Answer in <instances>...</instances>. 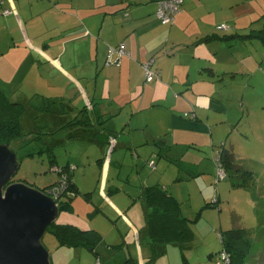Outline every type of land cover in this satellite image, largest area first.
Masks as SVG:
<instances>
[{
    "label": "crops",
    "instance_id": "1",
    "mask_svg": "<svg viewBox=\"0 0 264 264\" xmlns=\"http://www.w3.org/2000/svg\"><path fill=\"white\" fill-rule=\"evenodd\" d=\"M157 1L3 0L0 5V20L11 24L18 50L34 56L41 73L55 79L43 82L50 105L31 106L30 113L56 114L57 124L50 129L68 128L67 137L78 144L79 153H88L85 160L64 166L77 167L76 181L77 165L85 172L93 161L111 203L122 197L123 172L129 178L137 173L140 191L126 194L130 199L145 187L160 185L180 201L204 202L217 184L215 152L225 142L239 162V145L251 140L241 131L246 101L254 100L257 89L256 74L246 72L249 59L246 63V54H234L238 39L205 42L234 32L230 20L222 19L211 3L216 0H184L174 25L164 26L156 17ZM4 9L11 14L3 15ZM222 24L231 29L217 30ZM121 43L130 56L120 59L110 51ZM153 56L161 76L146 83L143 64ZM191 112L198 118L185 115ZM94 148L98 153L91 160ZM252 155L246 152L244 159ZM149 170L145 178L139 174ZM144 261L143 253L138 262Z\"/></svg>",
    "mask_w": 264,
    "mask_h": 264
},
{
    "label": "rangeland",
    "instance_id": "2",
    "mask_svg": "<svg viewBox=\"0 0 264 264\" xmlns=\"http://www.w3.org/2000/svg\"><path fill=\"white\" fill-rule=\"evenodd\" d=\"M2 1L0 0V5ZM211 3L216 4L218 12L223 14L222 19H225V15L230 20L229 24L234 26V32L228 35L241 36L237 38L240 43L235 48L234 54L239 57H244L243 54H246V63L248 59L250 62L246 72H250L251 75L256 74L257 89L253 96L249 93L254 100L246 101L249 109L246 108V120L241 124V131L247 132L251 140L244 143L245 145H239V154L242 153V158L240 155L241 159L238 163L252 172L253 179L246 184L245 179H248H244L243 173H239L231 180L229 178L221 182L218 193L214 184L211 199L207 197L204 202H188L187 197L185 202L180 201L184 215L193 221L196 220V214L201 211L200 218L192 224L195 241L185 253L189 264H215L216 254L223 249L221 234L236 227L245 229L248 239L253 242L250 259L255 261L254 259L257 258L258 264H264V42L255 37L248 38L251 34L264 31V0H216ZM1 12L4 15V11ZM19 48L11 38V24L8 25L0 20V89L10 101L29 108L28 114L23 119V136L10 145V149L17 154L19 161V169L10 184L21 182L42 190L58 181L60 177L57 171L51 169L53 155L57 163L64 166L69 162L72 164L85 160L86 156L83 154L88 153H79L78 144L67 137L70 132L68 128L58 132L51 130H54L53 126L57 124L55 113H48L49 117L41 116L39 112L30 113L31 106L40 109L42 105H50L51 99L47 95V88L44 87L47 84L44 83L43 86V82L45 80L51 82L55 79L42 74L36 58L23 54V51L18 50ZM243 94V91H240V99ZM43 124L45 126L41 127L40 125ZM96 149L94 148V153L90 154L91 160V156L94 157L98 153ZM249 151H252L253 155L250 160H245L246 152ZM109 157H111L110 152L106 158ZM90 163L92 165L85 166V172L81 165H77L80 168L76 182L81 188H79L81 194H69L63 199L66 202L70 199L71 202H68L71 203L72 208L63 209L56 223L71 224L83 230H96L102 234L105 241L98 247L101 264H125V260L129 257L140 260V255L142 256L143 253L145 264H184L182 249L175 244L168 245L165 254L154 258L146 232L145 203L140 197L135 198L133 195L130 199L126 195L132 191H140L139 187H136L137 173H133L130 178V173H122L123 182L120 190L123 192L122 197L116 203H111L102 193L103 183L101 187L99 186L100 167L93 161ZM148 173L151 171L139 174L145 178ZM126 175L129 181L125 180ZM198 178L202 176L199 175ZM233 183L242 185V188L238 189L234 186L232 189ZM208 192L211 193L210 190L204 192L205 198L209 195ZM84 194H90V197L87 198ZM107 194L109 195V189ZM216 194L219 195L217 197L220 199L219 205L203 208L205 204L212 203L216 199ZM125 198L130 200L125 201ZM234 214L241 216V219L235 220ZM42 242L50 253L52 264L53 262L54 264H97L98 262L97 256L87 249L60 247L56 235L51 230L45 233ZM210 256L214 257L210 259ZM229 261L230 258L225 256L224 263L227 264Z\"/></svg>",
    "mask_w": 264,
    "mask_h": 264
},
{
    "label": "trees",
    "instance_id": "3",
    "mask_svg": "<svg viewBox=\"0 0 264 264\" xmlns=\"http://www.w3.org/2000/svg\"><path fill=\"white\" fill-rule=\"evenodd\" d=\"M124 1H128L131 4L136 3V0H124ZM159 1L160 0H158L157 2L159 3ZM183 7H184V0L182 3V11H183ZM159 22L161 23L160 20ZM174 23L164 26H171L174 25ZM224 25L226 26V29L220 28L221 26ZM229 29H231V27L227 24H222L217 27V30L222 32L223 31L226 32ZM260 32L261 31L257 32L254 35L251 34L250 36H248V38L255 37L264 42V31H262L261 33ZM228 33H226L222 37L220 36L206 37L205 42L206 41L209 42L214 39L227 41V40L241 38L240 35H228ZM153 69L154 71H157L159 73V76L156 77L152 82L158 80L161 76L159 70L155 69L154 67ZM145 82L152 83V82H147L146 77H145ZM27 111L28 108L25 107V105L10 101V99L6 96V94L0 89V119L2 123V128L0 130V144H5L10 147V145L13 142L21 139V137L23 136V130H22L23 119L27 115ZM185 115L193 119L198 118L196 112L186 113ZM215 153H216L215 161H216L217 169L219 165H221V167L225 170L226 173L225 178L222 181L219 180L217 182L216 193L219 192L218 186L220 185L221 182L226 181L229 178L231 180L234 175H237L239 173H243L244 179L245 178L248 179V180L245 179L246 184H248L250 180L253 179L252 172L248 171L244 166L238 164L239 162H237L236 153L233 147H230L228 149L225 148V142H224L220 146L219 150H217ZM54 157L55 156L53 155L51 169H55V168L61 169V172L58 171L60 175L59 180L51 184L50 186L42 189V191L44 192L50 191L54 187L58 188L59 186L64 184L65 191L62 192L59 195V197H57L61 212L63 209L72 208L70 203L71 200L69 199L68 201L70 202L68 201L66 202L63 201V199L65 197H68L69 194H75V195L81 194V190L77 186L74 176L77 167L75 165L59 166L57 165L58 163ZM100 162H102V160H99V164ZM150 164L155 165V163L152 162H150ZM72 166H75L76 169H72L71 168ZM64 177H66V179H64ZM234 186H236L238 189L242 188V185L240 184L234 185L233 183L232 186L233 189ZM56 192L58 195L57 190ZM84 196L88 198L90 197V194H84ZM218 196L219 195L216 194L215 197L216 199L212 201V203L205 204L203 208H208L211 207L212 205L218 206L220 200L219 198H217ZM137 197H140V199L144 201L147 209L146 232L153 249L154 258L165 254L168 245L175 244L182 249L184 264H189L188 258L186 256L187 253L186 251L195 241V232L192 224L195 221H197V219L200 218L201 211L198 214H196V220L194 221L191 220L190 217H186L183 213L182 204L180 200L175 195H173V193L169 189L160 185H152L145 187ZM234 219L239 220L241 219V216H239L238 214H234ZM48 230H51L56 235L60 247L87 249L97 256L98 259L97 264L98 263L101 264L98 253V247L102 245V243L105 240L102 234H100L96 230H83L71 224L62 225L57 223H54L52 226H50ZM221 236L223 237L222 240L220 238L223 244V249L220 252H218V254H216V257L214 258L215 264H225L224 263L225 256L226 258H230V261L227 262V264H258L257 262H259V260H257V258L254 259L255 261L250 259L253 252V242L251 243V241L248 239L247 231L245 229H239L234 227L229 231H227L225 234H221ZM213 257L210 256V259H212ZM125 264H139V262L138 260L129 257L125 260Z\"/></svg>",
    "mask_w": 264,
    "mask_h": 264
},
{
    "label": "water",
    "instance_id": "4",
    "mask_svg": "<svg viewBox=\"0 0 264 264\" xmlns=\"http://www.w3.org/2000/svg\"><path fill=\"white\" fill-rule=\"evenodd\" d=\"M18 169L17 154L0 144V264H52L42 239L59 218L58 200L25 183L10 184Z\"/></svg>",
    "mask_w": 264,
    "mask_h": 264
},
{
    "label": "built area",
    "instance_id": "5",
    "mask_svg": "<svg viewBox=\"0 0 264 264\" xmlns=\"http://www.w3.org/2000/svg\"><path fill=\"white\" fill-rule=\"evenodd\" d=\"M182 3H183V0H160L158 3V10L156 13L158 20H160L163 25L173 24L176 19V16L182 12ZM4 14L9 15L11 14V12L9 10H4ZM220 28L226 29V26L224 25V26H221ZM110 52L118 53L120 59L124 56H130V53L128 52L126 48L125 43H121L116 48H111ZM119 63H120V60L117 61L116 63L109 61L108 65H115ZM155 63H156V59L155 57H153L147 63L143 65L147 82H152L156 77L159 76V73L157 71H154L153 69ZM71 168L76 169L75 166H72ZM54 170L57 172L58 171L61 172V169H58V168H55ZM217 172H218V176H217V182H218L219 180H222L225 178L226 173H225V170L221 167V165H219ZM64 179H66V177H64ZM56 190L58 191V195H57ZM64 191H65V186L64 184H62L58 188L54 187L52 190L46 191V193L57 199V197H59V195Z\"/></svg>",
    "mask_w": 264,
    "mask_h": 264
}]
</instances>
